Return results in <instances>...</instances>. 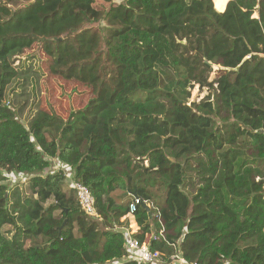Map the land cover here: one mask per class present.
Here are the masks:
<instances>
[{
	"label": "trees",
	"instance_id": "1",
	"mask_svg": "<svg viewBox=\"0 0 264 264\" xmlns=\"http://www.w3.org/2000/svg\"><path fill=\"white\" fill-rule=\"evenodd\" d=\"M36 43L95 93L66 119L38 109L24 123L7 100ZM196 85L210 92L189 104ZM118 189L158 208L154 223ZM139 214L132 236L163 231L148 242L163 264L175 247L197 264H264V0H0V264H142L117 224Z\"/></svg>",
	"mask_w": 264,
	"mask_h": 264
},
{
	"label": "rangeland",
	"instance_id": "2",
	"mask_svg": "<svg viewBox=\"0 0 264 264\" xmlns=\"http://www.w3.org/2000/svg\"><path fill=\"white\" fill-rule=\"evenodd\" d=\"M122 0H115L121 2ZM228 0H214L218 11H224ZM105 22L101 21L96 26L104 27ZM16 63L23 72L22 77L16 80L8 90L7 100L11 102L12 106L17 109H22V121L27 123L33 117L38 109H46L57 113L63 118H68L72 111H77L84 108L88 102L94 97L95 93L92 88L76 79H66L59 74H55L50 69L51 58L43 51L41 43H36L32 48L27 49L23 54L16 56ZM218 66H214L215 72L210 76V81L214 80L217 74ZM107 70H109L107 68ZM104 78H107L105 69L102 67L100 73ZM108 79V78H107ZM209 90L204 87L200 88L198 85L191 89V102H198L209 94ZM221 123V121L218 119ZM57 162L52 163L50 170H59ZM49 169L47 171H50ZM7 174L6 170H3ZM46 171V172H47ZM70 170L66 169L65 174L71 179L72 174ZM66 177V178H67ZM29 177H17L15 174H7L5 183L14 185L19 183L22 188H26ZM154 200H164V189L154 188ZM112 197L117 202H128L132 195L124 189H118L113 192ZM153 207V205H151ZM156 208V207H155ZM152 221L156 216H159V209L152 211ZM145 215L146 212H145ZM9 228V227H8ZM151 237V236H150ZM147 236V240L150 238Z\"/></svg>",
	"mask_w": 264,
	"mask_h": 264
},
{
	"label": "built area",
	"instance_id": "3",
	"mask_svg": "<svg viewBox=\"0 0 264 264\" xmlns=\"http://www.w3.org/2000/svg\"><path fill=\"white\" fill-rule=\"evenodd\" d=\"M74 187L77 191V197L81 209L88 215L96 217L98 215L95 207V199L90 189L81 182H75ZM138 201V200H137ZM137 209V203L132 202L130 204V212L134 213ZM160 237H164L163 231L158 234L151 235V237L140 243L138 239L134 238L130 232H128L126 245L135 260L140 261L142 264H163V253L158 250H152L149 247L150 239L158 240ZM171 264H197L196 262H190L184 258L179 248L175 247L174 253L170 256Z\"/></svg>",
	"mask_w": 264,
	"mask_h": 264
},
{
	"label": "crops",
	"instance_id": "4",
	"mask_svg": "<svg viewBox=\"0 0 264 264\" xmlns=\"http://www.w3.org/2000/svg\"><path fill=\"white\" fill-rule=\"evenodd\" d=\"M51 162L52 163L57 162L59 164L58 166L61 167V169H63L64 171H66V169H69L71 172L70 174H73L71 168L68 167L67 165L61 163L60 161H58V159L53 158V159H51ZM145 164L147 165V162ZM50 168H52V165L50 166ZM59 170H60V168H59ZM54 171H57V170H54ZM68 180L70 181L71 179L68 178ZM147 220H148V218L146 216H144L143 214L128 215V216L121 218L117 222V224L119 225L120 229L124 228L127 230V232H130L131 234H133L134 232H136L138 230L145 229L147 227V224H146ZM155 234H158V233L154 230L152 233L146 235V239H147V236L150 237L151 235H155Z\"/></svg>",
	"mask_w": 264,
	"mask_h": 264
},
{
	"label": "water",
	"instance_id": "5",
	"mask_svg": "<svg viewBox=\"0 0 264 264\" xmlns=\"http://www.w3.org/2000/svg\"><path fill=\"white\" fill-rule=\"evenodd\" d=\"M132 196H134L137 200H139V203L141 205H143V207H145L147 209V211L149 212V215H150V218L152 217V214H151V207L146 203V202H143L140 200L138 194L136 191L134 192H129Z\"/></svg>",
	"mask_w": 264,
	"mask_h": 264
}]
</instances>
